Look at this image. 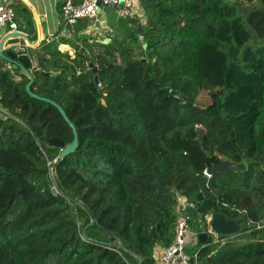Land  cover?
I'll return each instance as SVG.
<instances>
[{"label":"trees","instance_id":"16d2710c","mask_svg":"<svg viewBox=\"0 0 264 264\" xmlns=\"http://www.w3.org/2000/svg\"><path fill=\"white\" fill-rule=\"evenodd\" d=\"M140 4L144 20L121 16L109 44L61 36L73 54L53 43L30 52L31 92L78 135L60 163L46 141L69 145L73 129L0 59L13 116L0 118V264H158L156 250L174 241L177 193L190 203L203 194L247 225L187 248L196 264H264V0L248 12L241 0ZM225 161L240 168L204 174ZM200 205L190 209L198 235Z\"/></svg>","mask_w":264,"mask_h":264},{"label":"crops","instance_id":"0c3cea01","mask_svg":"<svg viewBox=\"0 0 264 264\" xmlns=\"http://www.w3.org/2000/svg\"><path fill=\"white\" fill-rule=\"evenodd\" d=\"M8 2L17 6V22L20 26V32L26 37H10L6 39L3 49L7 51L13 44L26 42L32 45L31 52H41L44 45V39H53V44L60 45L64 50L73 54V49L70 45L61 43V36H64L69 27L63 19V7L66 0H0V2ZM127 9L131 18H139L144 20V12L141 8L140 0H127ZM116 11L109 14L105 8L101 10L97 18H91L88 21H80L76 25L75 35L66 37L74 41L78 38L87 39L90 43L109 44L111 38L115 35H121L117 28V21L122 16L120 11L114 7ZM0 37V42L7 36ZM29 39V40H28ZM110 39V42L107 40ZM31 59L36 61L31 55ZM188 248L196 247L198 243V234L191 229L186 237ZM164 248L159 247L156 250L155 258H160Z\"/></svg>","mask_w":264,"mask_h":264},{"label":"built area","instance_id":"2783aa9c","mask_svg":"<svg viewBox=\"0 0 264 264\" xmlns=\"http://www.w3.org/2000/svg\"><path fill=\"white\" fill-rule=\"evenodd\" d=\"M122 0H66L63 7V19L69 27L71 35H75L76 25L84 18H97L101 10L104 7H119ZM127 1V0H125ZM122 17H130V14L126 8L119 10ZM20 26L17 22L16 11L13 4L8 2H0V37H4L9 33H19ZM22 38V37H20ZM139 41L143 42V36H139ZM44 43L52 44L53 39L46 38ZM102 43V41H101ZM32 45L29 43L19 42L13 44L7 51H13L18 55H26L31 59ZM1 59V58H0ZM32 67L30 71H34L37 68V62L32 60ZM4 69L13 74L17 81L21 80L20 74H23L20 67L15 66L13 63L6 61ZM0 118L8 120L13 116L7 111L1 103L0 94ZM208 178L212 175L206 170L204 173ZM177 209H176V224H175V236L173 243L163 249V252L159 259L158 264H196L197 255L191 256L187 252L186 237L190 233V209L194 206L188 202L185 197L177 193ZM213 240L218 241L221 235L211 231Z\"/></svg>","mask_w":264,"mask_h":264},{"label":"water","instance_id":"95a60500","mask_svg":"<svg viewBox=\"0 0 264 264\" xmlns=\"http://www.w3.org/2000/svg\"><path fill=\"white\" fill-rule=\"evenodd\" d=\"M117 10H124L126 8V1L122 0L119 7H115ZM90 18H84L81 21H88ZM64 36L70 37V31L66 30L64 33ZM10 37H26L22 33H13L7 37H5L0 42V58L7 60L11 63H13L15 66L20 67L21 71L25 76L28 77L30 82L26 86V92L32 97L37 100L49 103L53 106H55L63 115L64 119L69 123L70 127L73 129L75 134V139L73 143L66 145L64 142H62L59 138H51L46 141V143L52 147H57L62 150V153L60 157L57 159V163L62 162L67 156L74 153L78 146H79V140L78 135L76 133V128L72 122L68 119L66 113L64 110L55 102L46 99L41 98L31 92V85L33 84L34 78H33V71H30L32 67V61L29 56L26 55H18L13 51H5L3 49L4 43L6 39ZM29 40V39H28ZM110 42V39L107 40ZM146 48V46H144ZM90 68L93 69V73L97 74L98 69L95 67L93 63L90 64ZM95 83L99 84V78L98 76L95 77ZM149 85L154 86L155 88H159V85H156L154 81L148 82ZM171 97H176L175 93L171 94ZM39 136H41V132L39 131ZM240 167L236 164L230 163V162H223L213 168L208 169V173L210 175H215L218 172H230L235 171L239 169ZM197 203H200V207L198 208V213L201 216V233L198 235V243L202 246H206L208 244H211L213 241V238L211 236V231L215 232L218 235L223 236H233L240 232H245L247 229L246 224H238L236 221H228L226 220L221 214L215 213L213 211L212 202L208 199L204 198L203 194H200L196 201H193L192 204L196 205ZM139 264H142V259L138 257Z\"/></svg>","mask_w":264,"mask_h":264},{"label":"rangeland","instance_id":"374dc122","mask_svg":"<svg viewBox=\"0 0 264 264\" xmlns=\"http://www.w3.org/2000/svg\"><path fill=\"white\" fill-rule=\"evenodd\" d=\"M242 1V6L241 8L245 11V12H248L250 11L251 9H253V7L257 6L258 4V0H241ZM106 10H108L109 14L112 13V12H115L116 11L112 8H108V7H104ZM103 8V9H104ZM115 36H120V35H115ZM256 34L253 35V38H252V41H251V44L255 45L257 40L255 38ZM243 167V166H242ZM53 171V170H52ZM51 171L52 173V176L54 175L53 172ZM191 249V247H189Z\"/></svg>","mask_w":264,"mask_h":264}]
</instances>
